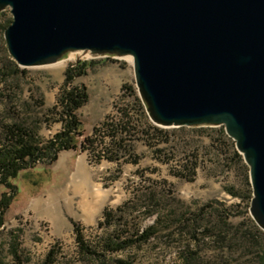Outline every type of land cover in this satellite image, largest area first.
I'll return each instance as SVG.
<instances>
[{
	"label": "rangeland",
	"instance_id": "1",
	"mask_svg": "<svg viewBox=\"0 0 264 264\" xmlns=\"http://www.w3.org/2000/svg\"><path fill=\"white\" fill-rule=\"evenodd\" d=\"M13 19L10 7L0 14V133L16 118L32 121L41 139L62 129L51 108L69 68L82 60L87 71L76 81L90 98L78 114L94 143L72 161L73 170L78 158L85 166L81 193L55 161L25 172L48 174L44 183L43 175L18 176L20 193L0 225V264H264L250 166L225 125L156 124L129 56L71 52L52 64L21 66L5 36ZM6 189L0 184V196ZM83 190L91 194L88 205L105 204L114 216L82 225L81 237L74 221L86 215ZM47 214L57 216L54 226ZM139 226L149 229L147 239L135 235Z\"/></svg>",
	"mask_w": 264,
	"mask_h": 264
},
{
	"label": "water",
	"instance_id": "2",
	"mask_svg": "<svg viewBox=\"0 0 264 264\" xmlns=\"http://www.w3.org/2000/svg\"><path fill=\"white\" fill-rule=\"evenodd\" d=\"M9 7L5 36L21 66L131 55L156 124L225 125L264 229V0H0V14Z\"/></svg>",
	"mask_w": 264,
	"mask_h": 264
},
{
	"label": "trees",
	"instance_id": "3",
	"mask_svg": "<svg viewBox=\"0 0 264 264\" xmlns=\"http://www.w3.org/2000/svg\"><path fill=\"white\" fill-rule=\"evenodd\" d=\"M87 66L88 61L80 60L68 70L67 81L58 95L56 104L51 108V111L62 120L63 126L52 137L41 139L39 130L32 121L18 118L8 122L4 131L0 133V184L7 188L0 196V225L5 224L7 211L20 193L16 179L21 173L24 172L28 180L41 178L43 174L25 172L31 167L40 170L45 164H52L64 149H84L94 143L91 137L85 136V122L78 114V109L90 98L88 87L76 81L78 76L87 71ZM48 177V174L43 175V183L49 179ZM40 181H37L35 186L39 185ZM113 216V209L106 207L99 224H104L107 219L111 221ZM74 224L82 237L84 227L76 220ZM255 226L264 230L257 223ZM135 235L147 239L149 229L141 231L139 226Z\"/></svg>",
	"mask_w": 264,
	"mask_h": 264
},
{
	"label": "crops",
	"instance_id": "4",
	"mask_svg": "<svg viewBox=\"0 0 264 264\" xmlns=\"http://www.w3.org/2000/svg\"><path fill=\"white\" fill-rule=\"evenodd\" d=\"M76 153H77V149H75V148L64 149L60 152L58 159L54 163H55V166L58 168V170H61L64 168V169H67L70 171V173H71L70 175L74 176L72 179L75 181V183H73L75 193H81L82 186L80 183L86 179L87 174L85 172V166L82 163V161L80 162L79 158L76 161V165H75L76 170H73L72 161H73ZM89 198H91V194L88 193V190H86V191L83 190V202H82V204H83V209L86 212V215L84 214L83 216H81L77 219L82 225H85L87 227H89L91 225L98 224L102 218L104 209L106 208L105 204H104V206L99 207V205L97 204V201H96L95 202L96 205L94 204V206H92V209H87L85 207V205L88 204ZM54 202L57 205H59V204L61 205L63 203L59 199L54 200ZM101 205H103V203ZM90 210H92V211H90ZM41 217H43V215ZM46 217L52 221L53 226L55 225V223H57L56 222L57 216L55 214H47Z\"/></svg>",
	"mask_w": 264,
	"mask_h": 264
},
{
	"label": "bare ground",
	"instance_id": "5",
	"mask_svg": "<svg viewBox=\"0 0 264 264\" xmlns=\"http://www.w3.org/2000/svg\"><path fill=\"white\" fill-rule=\"evenodd\" d=\"M129 57H131L132 58V60H133V56H131V55H129ZM89 202V201H88ZM85 207L87 208V209H92V205H85ZM90 211H92V210H90Z\"/></svg>",
	"mask_w": 264,
	"mask_h": 264
},
{
	"label": "built area",
	"instance_id": "6",
	"mask_svg": "<svg viewBox=\"0 0 264 264\" xmlns=\"http://www.w3.org/2000/svg\"><path fill=\"white\" fill-rule=\"evenodd\" d=\"M138 87V86H137ZM139 90V89H138Z\"/></svg>",
	"mask_w": 264,
	"mask_h": 264
}]
</instances>
